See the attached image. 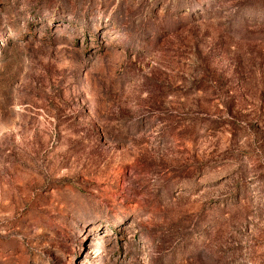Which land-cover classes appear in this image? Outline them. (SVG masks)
<instances>
[{
  "label": "rangeland",
  "instance_id": "obj_1",
  "mask_svg": "<svg viewBox=\"0 0 264 264\" xmlns=\"http://www.w3.org/2000/svg\"><path fill=\"white\" fill-rule=\"evenodd\" d=\"M0 264H264V0H0Z\"/></svg>",
  "mask_w": 264,
  "mask_h": 264
}]
</instances>
